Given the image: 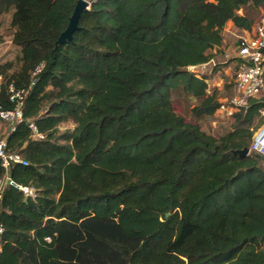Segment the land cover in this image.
<instances>
[{
    "label": "trees",
    "instance_id": "1",
    "mask_svg": "<svg viewBox=\"0 0 264 264\" xmlns=\"http://www.w3.org/2000/svg\"><path fill=\"white\" fill-rule=\"evenodd\" d=\"M77 1L0 0L20 50L0 64V104L10 82L27 91L7 137L25 162L0 157L18 185L0 199V264H264V157L233 152L264 97L220 136L174 101L216 115L222 96L188 67L213 59L227 22L251 30L264 0H97L57 46Z\"/></svg>",
    "mask_w": 264,
    "mask_h": 264
},
{
    "label": "built area",
    "instance_id": "2",
    "mask_svg": "<svg viewBox=\"0 0 264 264\" xmlns=\"http://www.w3.org/2000/svg\"><path fill=\"white\" fill-rule=\"evenodd\" d=\"M86 1L90 9L92 3L97 0ZM262 10L259 20L254 24L252 29L244 30V32L238 36L236 55L237 68L234 76L232 93L220 97L216 115L224 118H233L237 112H246L249 108L250 101L254 98H258L259 95L264 93V7ZM209 62L191 65L188 69L195 72L199 67H205ZM196 73L200 74L198 72ZM1 88L2 83L0 81V90ZM7 94L10 106L5 107L0 104V157L6 171L9 170L12 164L25 162L20 153L9 150L7 137L11 131L16 129L17 124L24 119L23 109L27 91L17 88L14 82H10L8 84ZM260 112L264 114V107ZM5 125H7L6 133L3 132ZM29 126L34 136L44 137L33 122H31ZM249 149L250 152H257L264 157V122L255 133ZM9 178L11 179L10 182H8ZM7 185L18 186L8 174L0 178V199ZM20 187L23 188L27 194H34L33 189ZM2 231L3 227L0 226V233Z\"/></svg>",
    "mask_w": 264,
    "mask_h": 264
},
{
    "label": "rangeland",
    "instance_id": "3",
    "mask_svg": "<svg viewBox=\"0 0 264 264\" xmlns=\"http://www.w3.org/2000/svg\"><path fill=\"white\" fill-rule=\"evenodd\" d=\"M257 17L256 22L259 20L261 14ZM11 12L0 15V64L6 61H14L17 66V57L20 55L19 48L12 42L13 28L11 27ZM225 35L223 43L211 50L213 53V60H211L205 67H199L200 74H206L208 78L209 88L211 90L217 89L219 95L224 97L232 93L233 81L237 65V46L238 36L244 31L237 29L235 26L226 24ZM264 97V93L259 95V98ZM176 110L184 115L189 120H196L200 123L201 127L216 136H220L233 128L235 118H224L219 115L210 117H203L197 119L192 113V107L197 103L194 97L188 96L182 92H178L174 96ZM264 118V114L259 112L253 117L252 130L258 124L260 119ZM73 121H65L60 125V131L73 129ZM257 129H254L253 138ZM7 125L4 126L3 132L6 133ZM252 138V140H253ZM253 152V151H252ZM251 153V152H250ZM254 153V152H253ZM264 165V160L262 161Z\"/></svg>",
    "mask_w": 264,
    "mask_h": 264
},
{
    "label": "water",
    "instance_id": "4",
    "mask_svg": "<svg viewBox=\"0 0 264 264\" xmlns=\"http://www.w3.org/2000/svg\"><path fill=\"white\" fill-rule=\"evenodd\" d=\"M89 10L88 8V2L86 0H78L76 3V6L74 8V11L72 15L69 18V22L65 30L62 31V33L59 35L58 40L56 42V45L67 43L68 41H71L73 39L74 32L77 31L80 26V18L82 14ZM234 153L239 154L240 156H246L250 153L249 147H244L242 149H237L233 151ZM11 179H8V182H10ZM170 213H166V216H169Z\"/></svg>",
    "mask_w": 264,
    "mask_h": 264
},
{
    "label": "crops",
    "instance_id": "5",
    "mask_svg": "<svg viewBox=\"0 0 264 264\" xmlns=\"http://www.w3.org/2000/svg\"><path fill=\"white\" fill-rule=\"evenodd\" d=\"M227 24H229V25H231V26H235L234 24H233V22L232 21H229V22H227ZM236 27V26H235ZM226 28V27H225ZM237 28V27H236ZM238 29V28H237ZM243 31V30H242ZM223 35H225V29H224V31H223ZM218 47V46H217Z\"/></svg>",
    "mask_w": 264,
    "mask_h": 264
}]
</instances>
